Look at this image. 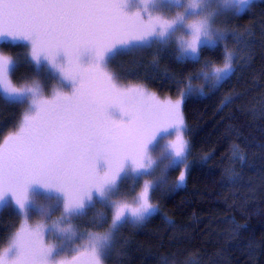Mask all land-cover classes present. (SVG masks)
I'll list each match as a JSON object with an SVG mask.
<instances>
[{
	"label": "snow or ice",
	"instance_id": "1",
	"mask_svg": "<svg viewBox=\"0 0 264 264\" xmlns=\"http://www.w3.org/2000/svg\"><path fill=\"white\" fill-rule=\"evenodd\" d=\"M231 3L138 0L131 7L132 0H0V40L25 42L32 64L58 74L48 91L38 77L17 82L15 59L0 53V90L22 108L0 141V205H14L19 216L0 264H109L120 230L160 213L156 194L167 184L168 169L179 170L178 187L192 168L186 100L206 95L205 85L218 91L241 68L244 57L227 42L248 40L232 27L238 17L221 9ZM245 33L253 35L251 28ZM221 48L222 63L205 56ZM119 50L148 53L154 70L161 54L172 50L178 63L196 70L179 79L165 70L175 98L161 97L139 78L123 82L110 66ZM230 103L232 97H224ZM162 135L165 163L157 174L152 146ZM258 147L264 151V142ZM233 149L235 158L240 146ZM129 173L139 182L122 192ZM37 194H56L58 207H45ZM97 205L103 211L90 223L73 224Z\"/></svg>",
	"mask_w": 264,
	"mask_h": 264
},
{
	"label": "trees",
	"instance_id": "2",
	"mask_svg": "<svg viewBox=\"0 0 264 264\" xmlns=\"http://www.w3.org/2000/svg\"><path fill=\"white\" fill-rule=\"evenodd\" d=\"M231 17H238L232 27L245 35L248 44L229 40L228 48L238 47L244 59L229 83L216 92L205 85L206 95L185 102L192 162L185 185L162 186L155 200L160 213L141 226L121 229L109 264H264V151L258 147L264 142V3L255 2L250 12ZM248 28L253 32L250 37L245 33ZM0 53L15 59L17 82L37 77L47 81V70L30 62L25 45L2 43ZM119 53L110 66L123 82L139 78L161 97L175 98V84L165 70L177 79L196 70L178 63V53L172 50L161 54L159 70L151 68L148 53ZM205 56L222 63L223 49L205 52ZM226 96L232 97V103L224 104ZM21 111L0 94V141L13 129ZM233 145L240 146L235 158ZM125 181L128 178L121 187ZM99 211L103 209L97 205L73 224L77 228L86 225ZM18 219L11 209L0 213V251Z\"/></svg>",
	"mask_w": 264,
	"mask_h": 264
},
{
	"label": "rangeland",
	"instance_id": "3",
	"mask_svg": "<svg viewBox=\"0 0 264 264\" xmlns=\"http://www.w3.org/2000/svg\"><path fill=\"white\" fill-rule=\"evenodd\" d=\"M261 0H253L252 4L255 3V2H259ZM138 3V0H132V5L131 7H135ZM224 11V10H222ZM227 16L231 17L233 15H238L236 12L234 11H225ZM221 19H224V17H221ZM2 43H6V44H10L12 46L14 45H18V44H22V45H25L26 48H27V45L25 44V42L23 41H12V40H0V45ZM125 50H119L117 51L114 56L112 57L110 63L115 59L117 58L119 52H123ZM27 53H28V48H27ZM120 54V53H119ZM29 58V56H28ZM30 60V58H29ZM34 65V64H33ZM35 66V65H34ZM36 67V66H35ZM39 68H44L47 70V73L49 74L47 76V81L46 82H43V85H44V88L46 91L50 90L52 88V86L54 85L55 81H56V78L54 75H52V73L49 71V68L46 64H41ZM0 94L4 97V94L2 92V90H0ZM163 135L158 139V141L156 142V144H154L152 146V151L153 153L157 156L158 158V166H157V174L160 173V171H162L163 169V164L165 163L164 161V158L160 156V151L163 149V140L164 138H162ZM177 169H174V168H169L168 169V173H167V184L165 187H167L168 185H174V187L176 188H182L184 187L185 183L183 185H180V186H175V181L177 180L178 178V175L179 173L174 176L173 171H176ZM125 178H128V181H125L124 184L122 185L121 187V191L122 192H127V193H130L131 192V189H132V182L134 179L137 180V183L139 182V179L138 177H134L133 174L129 173L126 177L122 178V179H125ZM186 182V181H185ZM37 199L40 203H42L44 206H51L54 210L56 207H58V197L56 194H50L47 198L37 194ZM7 209H11L12 212H14V214H16L18 216V213H17V210L15 208L14 205H11V204H4V205H0V213H3L4 210H7ZM74 221V220H73Z\"/></svg>",
	"mask_w": 264,
	"mask_h": 264
},
{
	"label": "clouds",
	"instance_id": "4",
	"mask_svg": "<svg viewBox=\"0 0 264 264\" xmlns=\"http://www.w3.org/2000/svg\"><path fill=\"white\" fill-rule=\"evenodd\" d=\"M253 0H247L246 3H242L241 0H232V3L230 5H221V9L224 11H234L237 14H242L244 11L248 10V8L251 6ZM49 71L52 73V75L55 76L56 80L58 79V74L54 72V70L49 69ZM164 138V137H162ZM47 207V206H45Z\"/></svg>",
	"mask_w": 264,
	"mask_h": 264
}]
</instances>
